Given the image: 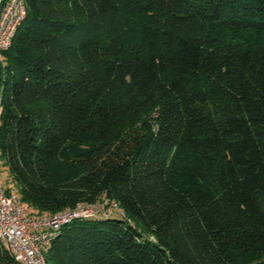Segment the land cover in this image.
Wrapping results in <instances>:
<instances>
[{"label":"trees","instance_id":"16d2710c","mask_svg":"<svg viewBox=\"0 0 264 264\" xmlns=\"http://www.w3.org/2000/svg\"><path fill=\"white\" fill-rule=\"evenodd\" d=\"M25 4L0 77L10 186L30 216L122 212L62 225L46 262L264 264V0Z\"/></svg>","mask_w":264,"mask_h":264},{"label":"built area","instance_id":"2783aa9c","mask_svg":"<svg viewBox=\"0 0 264 264\" xmlns=\"http://www.w3.org/2000/svg\"><path fill=\"white\" fill-rule=\"evenodd\" d=\"M25 0H0V77L6 67L4 51L12 43L26 17ZM4 82L0 80V126ZM111 212H122L115 201L80 203L55 215L30 216L13 186L0 184V244L18 264H48L45 254L61 226L77 218H93ZM133 226L132 222H129Z\"/></svg>","mask_w":264,"mask_h":264},{"label":"rangeland","instance_id":"374dc122","mask_svg":"<svg viewBox=\"0 0 264 264\" xmlns=\"http://www.w3.org/2000/svg\"><path fill=\"white\" fill-rule=\"evenodd\" d=\"M0 184L5 186L6 188L11 185L9 171L3 163H0ZM25 212L28 214V211L26 209ZM112 217H116V215L112 214Z\"/></svg>","mask_w":264,"mask_h":264}]
</instances>
